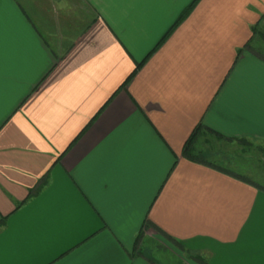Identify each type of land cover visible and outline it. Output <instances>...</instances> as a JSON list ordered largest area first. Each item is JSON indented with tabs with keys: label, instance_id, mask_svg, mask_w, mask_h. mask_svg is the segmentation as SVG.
Here are the masks:
<instances>
[{
	"label": "crops",
	"instance_id": "1",
	"mask_svg": "<svg viewBox=\"0 0 264 264\" xmlns=\"http://www.w3.org/2000/svg\"><path fill=\"white\" fill-rule=\"evenodd\" d=\"M192 2L0 0V264H159L142 234L264 264V188L183 154L198 124L264 142V0L165 36Z\"/></svg>",
	"mask_w": 264,
	"mask_h": 264
},
{
	"label": "rangeland",
	"instance_id": "2",
	"mask_svg": "<svg viewBox=\"0 0 264 264\" xmlns=\"http://www.w3.org/2000/svg\"><path fill=\"white\" fill-rule=\"evenodd\" d=\"M251 141L252 144H248L242 141L219 139L211 132L202 129L197 136L195 146L202 150V156L223 163L264 185V142L254 139ZM140 244V248L149 254L151 252L150 255L158 260L159 264H189L185 259L187 253L162 245L158 240L147 235L142 234Z\"/></svg>",
	"mask_w": 264,
	"mask_h": 264
},
{
	"label": "trees",
	"instance_id": "3",
	"mask_svg": "<svg viewBox=\"0 0 264 264\" xmlns=\"http://www.w3.org/2000/svg\"><path fill=\"white\" fill-rule=\"evenodd\" d=\"M194 2H196V0H193L192 3H190L187 7H185L183 9V11L180 13L179 17L177 18V20L175 21V23L171 26V28L167 31V33L165 34V36L173 30V28L183 19L185 18V16L190 12V10L192 9L193 5H194ZM164 36V37H165ZM163 37V39H164ZM161 39V41L163 40ZM141 63V62H140ZM140 63H138L137 67L140 65ZM136 71V68L130 72V74L127 76V79L130 78V76ZM126 79V80H127ZM202 129H205L209 132H211L212 134H214V136H216L217 138L219 139H225V140H228V141H233V140H236V141H242V142H245V143H248V144H252V139H249L248 137L246 136H237V137H234V136H226L216 130H213L212 128H209L207 126H204V125H201V124H198L194 127V129L192 130V132L190 133V135L188 136V138L186 139L184 145H183V154L191 159H194V160H199V161H205V162H208V163H211V164H214V165H217L215 162L211 161L210 159L204 157L201 155L202 150L201 149H197L195 144H196V139H197V136L200 134L201 130ZM263 148V147H262ZM219 167H221L222 169H227L229 170L228 168L226 167H222L220 165H218ZM238 174V173H237ZM243 177H247V175L245 176L244 174H239ZM249 177V176H248ZM250 179H252L253 181H255V183L257 185H259L260 187L264 188V185H262L258 180H255L251 177H249ZM191 252H189L190 254ZM191 255V254H190Z\"/></svg>",
	"mask_w": 264,
	"mask_h": 264
}]
</instances>
